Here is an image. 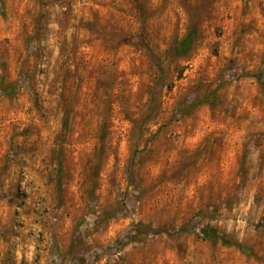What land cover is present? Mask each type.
Wrapping results in <instances>:
<instances>
[{"label": "rangeland", "instance_id": "obj_1", "mask_svg": "<svg viewBox=\"0 0 264 264\" xmlns=\"http://www.w3.org/2000/svg\"><path fill=\"white\" fill-rule=\"evenodd\" d=\"M0 264H264V0H0Z\"/></svg>", "mask_w": 264, "mask_h": 264}, {"label": "trees", "instance_id": "obj_2", "mask_svg": "<svg viewBox=\"0 0 264 264\" xmlns=\"http://www.w3.org/2000/svg\"><path fill=\"white\" fill-rule=\"evenodd\" d=\"M142 18H144V15L142 16ZM198 21H199V18L194 17L186 33L178 41H175L172 44V46L170 47V50L173 56L184 57L191 51V49L193 48V46L195 45L196 41L198 40L200 36ZM259 80H260V77H259ZM136 226L142 227L141 224L136 225Z\"/></svg>", "mask_w": 264, "mask_h": 264}]
</instances>
